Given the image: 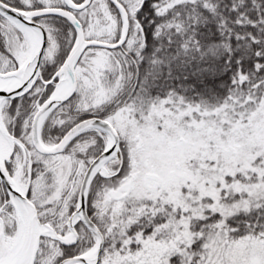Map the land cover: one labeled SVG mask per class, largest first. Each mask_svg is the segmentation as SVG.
Instances as JSON below:
<instances>
[{
  "label": "snow or ice",
  "instance_id": "6c2138e0",
  "mask_svg": "<svg viewBox=\"0 0 264 264\" xmlns=\"http://www.w3.org/2000/svg\"><path fill=\"white\" fill-rule=\"evenodd\" d=\"M0 264H264V0H0Z\"/></svg>",
  "mask_w": 264,
  "mask_h": 264
}]
</instances>
